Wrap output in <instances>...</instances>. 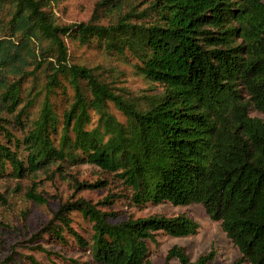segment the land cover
Returning <instances> with one entry per match:
<instances>
[{
  "label": "trees",
  "instance_id": "obj_1",
  "mask_svg": "<svg viewBox=\"0 0 264 264\" xmlns=\"http://www.w3.org/2000/svg\"><path fill=\"white\" fill-rule=\"evenodd\" d=\"M68 40L149 88L132 94L118 66L78 62ZM251 109L264 112L263 0H96L87 20L67 24L49 0H0V176L52 179L91 164L135 206L202 205L237 248L232 264H264V119ZM114 201L63 203L47 232L61 243L67 233L96 264H151L157 236L198 231L183 213L112 222L97 206ZM73 211L89 238L71 227ZM214 255L192 261L173 246L166 259L210 264Z\"/></svg>",
  "mask_w": 264,
  "mask_h": 264
},
{
  "label": "rangeland",
  "instance_id": "obj_2",
  "mask_svg": "<svg viewBox=\"0 0 264 264\" xmlns=\"http://www.w3.org/2000/svg\"><path fill=\"white\" fill-rule=\"evenodd\" d=\"M49 2L57 21L67 24L87 20L96 0ZM67 42L72 57L78 62L113 68L118 66L119 71L123 72L119 79L132 94L138 95L143 89L149 88L148 82L136 75L127 65L114 58H106L90 48L71 45L69 40ZM39 105L38 100L31 109L32 114H36ZM250 114L264 119V112L251 109ZM98 179H106L107 186L102 189H81L78 192L73 189L76 180L86 183ZM31 188H34L33 191ZM125 193L122 184L115 177L91 164L71 166L65 173H58L52 179L47 178L45 174H40L34 179L0 176V263L32 264L31 260H36L39 264H74L73 261L76 264H96L90 253L77 247L67 233L66 241L61 243L47 230L60 225L57 210L61 204L77 198L96 203L108 195L114 196V203L97 207L114 212L115 218L111 219L112 222L123 220L129 215L175 216L183 213L198 223V231L193 235L157 236V242L149 245L151 264H179L177 258L166 259L168 250L173 246L184 248L192 261L211 250L215 255L210 264H232L239 257L237 248L226 237L219 222L212 220L202 205L192 203L176 206L161 203L138 207L130 203ZM69 217L71 227L84 238H89L91 228L88 221L75 211L69 213Z\"/></svg>",
  "mask_w": 264,
  "mask_h": 264
}]
</instances>
